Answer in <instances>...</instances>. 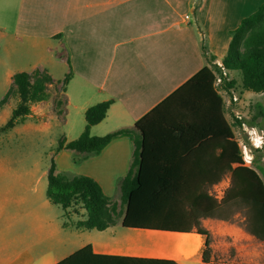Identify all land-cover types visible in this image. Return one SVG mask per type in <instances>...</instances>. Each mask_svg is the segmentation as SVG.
I'll use <instances>...</instances> for the list:
<instances>
[{"label": "crops", "instance_id": "crops-1", "mask_svg": "<svg viewBox=\"0 0 264 264\" xmlns=\"http://www.w3.org/2000/svg\"><path fill=\"white\" fill-rule=\"evenodd\" d=\"M262 4L264 0H0V100L14 74L38 69L51 77L49 87L62 88L66 111L55 137L46 122L58 118L53 111L39 117L43 107L30 104L29 114L7 127L19 96L13 93L0 107V264H59L86 246L94 255L202 264L206 237L194 231L125 228L121 218L102 231L78 228L85 211L80 206L63 211L52 204L46 196L47 173L53 161L55 174L90 178L118 204L117 191L134 158L133 138H116L89 156L58 151V142L78 138L85 110L106 101L111 102L106 117L90 128V135L130 129L137 139L135 123L202 68L221 62L231 32ZM200 228L213 251L227 240L253 239L227 222L203 219ZM182 242H189L188 253ZM210 261L216 263L211 252Z\"/></svg>", "mask_w": 264, "mask_h": 264}, {"label": "trees", "instance_id": "trees-1", "mask_svg": "<svg viewBox=\"0 0 264 264\" xmlns=\"http://www.w3.org/2000/svg\"><path fill=\"white\" fill-rule=\"evenodd\" d=\"M221 63L229 72L239 74L243 90L264 93V4L231 32ZM214 70L215 65L202 68L139 119L134 125L139 134L137 139L130 129L91 136L90 128L105 119L111 102L88 107L82 133L69 142L60 140L56 150L96 155L116 138H133L134 158L120 185V202L112 203L90 178L68 179L55 174L53 161L47 173L46 196L50 202L63 211L80 206L86 218L76 226L87 230H105L121 218L125 228L172 233L194 231L206 237L202 264H214L210 261L208 235L200 228L203 219L233 224L234 218L240 217L239 227L264 245V181L254 167L243 162L232 125L224 115L223 99L213 89ZM66 80L67 77L63 83ZM52 83L51 77L38 69L14 74L11 87L0 100L1 107L13 93L20 99L7 127L28 115L30 104L46 100ZM233 86L231 81L226 89ZM225 177L228 185L222 198L216 200L209 189ZM69 262L176 264L165 259L94 255L90 246L59 264Z\"/></svg>", "mask_w": 264, "mask_h": 264}, {"label": "rangeland", "instance_id": "rangeland-1", "mask_svg": "<svg viewBox=\"0 0 264 264\" xmlns=\"http://www.w3.org/2000/svg\"><path fill=\"white\" fill-rule=\"evenodd\" d=\"M228 79L230 82H234L232 91L238 98V101L231 105H227V103L224 104L225 116L228 122L232 125L235 139L240 146L241 155L243 156L241 145H244L251 157V164L247 166L254 167L264 181V93L256 94L243 90L241 87L240 76L237 72H229ZM47 93L48 98L37 103L43 107V111L39 117H45L47 114L52 113V111L58 116L60 120L55 118L47 119L46 121L52 126L54 135L57 137L61 131V125H63L61 121L66 115V111L63 112L64 97L62 94V88L51 86L48 87ZM227 99L228 96L225 95L224 102ZM58 102L62 105H59ZM233 111L239 112V116L241 117V120L239 121L240 125L236 122ZM69 117L71 118V114ZM254 144L257 147H255ZM32 148L33 150L35 149L34 144ZM37 148L39 152H42L41 148L45 149L42 141L39 140L37 142ZM48 151L49 150H47V152ZM50 160L51 159L47 157L45 162L50 163ZM227 185L228 183L226 184V187ZM114 194L115 190L113 189L111 190L110 195L113 196ZM115 200L119 204V190L117 191ZM119 209L122 211L123 206H119ZM240 222L241 218L236 217L232 223L235 226H239ZM211 243H213L212 240ZM211 253L216 262L215 264H264V245L255 239L244 238L242 241L227 240L225 244H222L221 242L217 245L214 251L211 250Z\"/></svg>", "mask_w": 264, "mask_h": 264}, {"label": "built area", "instance_id": "built-area-1", "mask_svg": "<svg viewBox=\"0 0 264 264\" xmlns=\"http://www.w3.org/2000/svg\"><path fill=\"white\" fill-rule=\"evenodd\" d=\"M215 67H216V70H214L213 89L223 99V102H224V96L225 95L228 96V99L225 101L227 105L236 103L238 101V98L234 95L232 91V87L229 89H226L227 84L230 82V80L228 79L229 71L223 67L221 62H217L215 64ZM233 113L235 115V120L240 121L241 117L239 116V112L233 111ZM254 146L257 147L255 144ZM241 149L243 152L242 159H243L244 164L245 165L251 164V157L249 153L247 152L246 147L244 145H241ZM227 183H228V179L227 178L223 179L219 184L209 189V194L212 195L216 200H220L224 194Z\"/></svg>", "mask_w": 264, "mask_h": 264}, {"label": "bare ground", "instance_id": "bare-ground-1", "mask_svg": "<svg viewBox=\"0 0 264 264\" xmlns=\"http://www.w3.org/2000/svg\"><path fill=\"white\" fill-rule=\"evenodd\" d=\"M193 238H196L195 236H192ZM185 238H187V237H185ZM198 239V238H197ZM188 243L189 242H182L181 244H180V246H181V248L183 249V252L184 253H188L189 252V248H191L189 245H188Z\"/></svg>", "mask_w": 264, "mask_h": 264}]
</instances>
